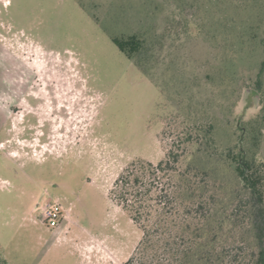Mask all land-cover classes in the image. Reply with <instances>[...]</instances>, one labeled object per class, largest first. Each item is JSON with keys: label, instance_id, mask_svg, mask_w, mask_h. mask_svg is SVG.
<instances>
[{"label": "rangeland", "instance_id": "obj_1", "mask_svg": "<svg viewBox=\"0 0 264 264\" xmlns=\"http://www.w3.org/2000/svg\"><path fill=\"white\" fill-rule=\"evenodd\" d=\"M245 2L0 0V260L125 264L141 231L110 198L122 168L163 158L187 110L222 126L264 109V12ZM132 33L134 61L111 40Z\"/></svg>", "mask_w": 264, "mask_h": 264}, {"label": "trees", "instance_id": "obj_2", "mask_svg": "<svg viewBox=\"0 0 264 264\" xmlns=\"http://www.w3.org/2000/svg\"><path fill=\"white\" fill-rule=\"evenodd\" d=\"M243 9L264 12L260 0ZM111 40L133 61L144 48L137 33ZM263 78L264 59L258 86ZM181 117L163 158L132 159L114 179L110 198L141 231L125 264H264V109L222 126L219 116Z\"/></svg>", "mask_w": 264, "mask_h": 264}, {"label": "built area", "instance_id": "obj_3", "mask_svg": "<svg viewBox=\"0 0 264 264\" xmlns=\"http://www.w3.org/2000/svg\"><path fill=\"white\" fill-rule=\"evenodd\" d=\"M63 217V207L59 202H47L42 209V221L47 226H57Z\"/></svg>", "mask_w": 264, "mask_h": 264}, {"label": "flooded vegetation", "instance_id": "obj_4", "mask_svg": "<svg viewBox=\"0 0 264 264\" xmlns=\"http://www.w3.org/2000/svg\"><path fill=\"white\" fill-rule=\"evenodd\" d=\"M4 85H5L4 81L0 82V94H2L5 91ZM17 107H19V105H17ZM1 116H5V115H3V113L0 112V117Z\"/></svg>", "mask_w": 264, "mask_h": 264}]
</instances>
